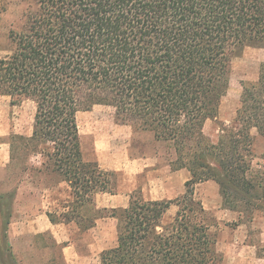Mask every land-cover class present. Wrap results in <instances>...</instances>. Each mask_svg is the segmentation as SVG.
I'll list each match as a JSON object with an SVG mask.
<instances>
[{
  "label": "trees",
  "instance_id": "obj_1",
  "mask_svg": "<svg viewBox=\"0 0 264 264\" xmlns=\"http://www.w3.org/2000/svg\"><path fill=\"white\" fill-rule=\"evenodd\" d=\"M23 3L6 53L0 49V95L33 101L36 111L32 134L10 137L9 176L46 175L53 182L44 190L68 184L71 200L47 211L54 224L89 230L99 218L117 219V242L101 252V264H225L219 221L195 186L217 181L230 206L231 188L255 187L246 174L251 130L264 135V62L258 81L244 84L239 126H223L214 142L205 124L220 113L235 59L249 46L264 48V0ZM6 10L0 0V13ZM96 105L175 149L172 169L191 174L181 197L150 199L135 190L127 207L96 208L97 194L118 190L117 172L83 150L78 113ZM17 190L0 192V235L10 261Z\"/></svg>",
  "mask_w": 264,
  "mask_h": 264
},
{
  "label": "rangeland",
  "instance_id": "obj_2",
  "mask_svg": "<svg viewBox=\"0 0 264 264\" xmlns=\"http://www.w3.org/2000/svg\"><path fill=\"white\" fill-rule=\"evenodd\" d=\"M1 1L7 7L0 13V49L5 54L10 29L22 21L24 3L23 0ZM263 62L264 48L255 46L247 47L235 59L230 88L222 100L220 113L205 124V133L214 142L219 141L223 126H239L237 115L244 84L258 81ZM35 111L33 101H14L10 96L0 95V192L18 189L12 203V223L23 221L28 224V219L43 206H48L52 198L44 192L45 185L53 182L50 177H29L28 174L14 177L9 176L7 170L10 137L12 134L32 133ZM77 119L86 158L98 160L103 168L117 172L116 194L129 195L130 200L135 190L150 199H175L185 193L186 182L191 176L189 170L172 169L175 149L156 140L153 132L134 131L129 124L119 122L115 110L105 105L81 111ZM251 132L253 144L246 178L255 187L231 188V207L217 181L209 180L195 186V195L219 221V248L225 264H264V135L257 128ZM35 160L38 162V158ZM109 195L102 197L100 202H108ZM177 210L176 205L172 206L168 218ZM17 226L11 224L9 230H17ZM26 230L24 235L10 238L14 261L8 260L6 245L0 235L1 252L8 260L7 264H24V257L35 258V264H70L69 258L76 253L92 255V263L98 264L101 249L111 247L117 240V220L113 218L99 220L86 231L74 223L45 233L30 232L28 225ZM90 243H95L94 251L88 246Z\"/></svg>",
  "mask_w": 264,
  "mask_h": 264
},
{
  "label": "crops",
  "instance_id": "obj_3",
  "mask_svg": "<svg viewBox=\"0 0 264 264\" xmlns=\"http://www.w3.org/2000/svg\"><path fill=\"white\" fill-rule=\"evenodd\" d=\"M34 161L36 164H38V162L35 160V158H34ZM9 162H10V156H9ZM1 164L2 163H1V158H0V165ZM68 188H69L68 184L66 182H62V183H60L59 187H56L53 189H48V190L46 189L44 192L45 193L48 192L49 195L52 197L48 206H43L42 208H40V210H38V213H36L33 217L28 219L29 220L28 224H26L23 221H18V222H14V223L11 222V224H16L18 226H17V230L16 229L15 230H8L9 241H11L10 238L20 237L21 235H24L25 231H27L26 230L27 225L30 228V230H29L30 232L45 233L47 231H54L58 227H63V226L65 227L67 225L73 224V223L54 224L50 220V218L47 214V211L53 210L57 206H60L62 201L66 202V201L71 200V195H70ZM107 195H109V193H99L96 195L95 201L98 202V205L96 206V208H101V207L102 208H104V207L116 208L119 206L121 208H123V207H127L129 205V202H130V200H128L129 195L127 196V195H123V194H111V195H109V198H108L109 201L108 202H102L101 203L100 202L101 198L104 196H107ZM44 196H46V195L44 194ZM123 196H125V197H123ZM52 199H53V201H52ZM13 217H14V214H13ZM108 218H112V217H108ZM108 218L107 217L99 218L96 220V224L99 222V220H105ZM113 219L117 220L115 218H113ZM11 224H10V226H11ZM74 224L77 225L76 223H74ZM82 231H86V230H82ZM116 242H117V240H116ZM116 242H115V244H116ZM58 243H61V242L58 240ZM114 245H112V246H114ZM88 246L91 248L92 251H94L93 248L95 246V243H90ZM104 249H107V248L105 247V248L101 249L100 255ZM100 255L98 257V259H99L98 264H101ZM34 259L35 258H33V257H24L22 262L24 264H35ZM93 260H94V258L92 255H79L78 253H76V255L72 256V258H69L68 262L70 264H94V263H92Z\"/></svg>",
  "mask_w": 264,
  "mask_h": 264
}]
</instances>
